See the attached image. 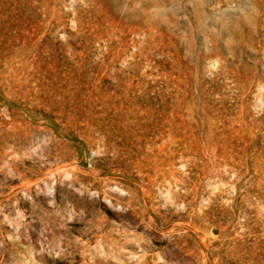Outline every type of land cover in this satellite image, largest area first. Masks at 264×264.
Returning <instances> with one entry per match:
<instances>
[{
  "label": "rangeland",
  "instance_id": "374dc122",
  "mask_svg": "<svg viewBox=\"0 0 264 264\" xmlns=\"http://www.w3.org/2000/svg\"><path fill=\"white\" fill-rule=\"evenodd\" d=\"M0 264H264V0H0Z\"/></svg>",
  "mask_w": 264,
  "mask_h": 264
}]
</instances>
